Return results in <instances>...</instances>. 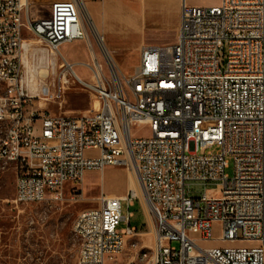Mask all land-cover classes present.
<instances>
[{
    "label": "built area",
    "instance_id": "obj_1",
    "mask_svg": "<svg viewBox=\"0 0 264 264\" xmlns=\"http://www.w3.org/2000/svg\"><path fill=\"white\" fill-rule=\"evenodd\" d=\"M49 1L48 13L31 19L29 0H0V159L14 164L12 202L60 199L65 189L74 200L87 171L125 166L136 171L155 222L152 245L142 243L130 264H264V0H180L175 41L142 46L134 72H121L104 55L106 75L93 56L83 64L88 82L63 59L52 86L32 96L23 77V30L55 56L63 44L88 39L80 0ZM148 49L157 58L143 64ZM160 59L176 66L168 84L153 76ZM70 79L98 99L96 110L27 108L35 97H61ZM134 126L148 134H134ZM191 185L203 190L191 192ZM135 197L128 190L102 194L77 213L76 264H105L140 234L129 224L132 212L121 214V202L132 206ZM121 220L126 226L118 229ZM216 241L253 245L200 244Z\"/></svg>",
    "mask_w": 264,
    "mask_h": 264
},
{
    "label": "rangeland",
    "instance_id": "obj_2",
    "mask_svg": "<svg viewBox=\"0 0 264 264\" xmlns=\"http://www.w3.org/2000/svg\"><path fill=\"white\" fill-rule=\"evenodd\" d=\"M49 2V0H29V17L34 19L46 15L49 11ZM217 2L218 0H188V4L201 6ZM82 17L85 21L84 26L88 39L63 44L59 48L62 51L60 53L62 57L58 53L57 56H48V52L52 51L47 45L26 29L23 30L22 37L25 39L22 43L25 71L23 77L30 95H40V88L43 85L52 86L53 78L62 68L63 59L68 63L73 62V64L71 63L73 69L85 81L91 82L92 78L90 72L82 66L86 63L92 64L93 56L101 62L104 73L108 75L104 64V52L92 32V24L84 7ZM93 29L95 28L93 27ZM98 37H100L99 34ZM155 39L171 44L176 39V30L171 28L168 33L157 35ZM99 43L102 44L100 41ZM69 54L70 58H68ZM107 54L110 56V63L121 72L130 74L135 71L138 64L136 54L118 55V65L111 54L108 52ZM57 82L58 80H55V84ZM3 88L4 83L0 82V92ZM52 93L55 95L56 91L54 90ZM27 108L77 115L84 111L96 110L98 99L87 88L70 79L61 97L53 98V101L35 97L29 101ZM132 131L138 135L148 134L147 129L143 127L134 126ZM3 132V129L0 128V137ZM211 150L215 151L216 147ZM225 172L228 175L232 174L230 159L229 167ZM15 177L14 164L0 159V264H76L78 240L73 234L72 226L77 213L82 209L95 207L97 197L102 194L124 195L127 192L126 188L128 189V178L133 179V187L135 190L137 188L136 197L133 199L132 206L127 207L125 201L121 202V214L125 216L128 212H132L129 224L136 227L140 234L128 238L123 250L114 258L107 259L105 264H130L136 260V252L142 243L148 246L152 245L154 218L146 207L136 171L131 168L106 166L102 171H87L80 186V197L72 200L69 192L65 189L60 199H47L34 204L16 205L12 202ZM136 182L138 186L134 184ZM211 186L207 185L206 187ZM190 190L191 192L202 191L203 187L191 185ZM124 226L126 223L121 220L117 228ZM218 236L219 228L215 225L213 237L217 238ZM135 243H137V247L132 246ZM200 244L201 246L253 245L248 242L226 244L218 241Z\"/></svg>",
    "mask_w": 264,
    "mask_h": 264
},
{
    "label": "crops",
    "instance_id": "obj_3",
    "mask_svg": "<svg viewBox=\"0 0 264 264\" xmlns=\"http://www.w3.org/2000/svg\"><path fill=\"white\" fill-rule=\"evenodd\" d=\"M80 1L92 24L94 36L99 34L104 49L111 54L117 65L118 55L136 54L139 60L142 46L169 44L155 38L168 33L171 28L176 31L178 28L180 0ZM49 55L55 54L48 52Z\"/></svg>",
    "mask_w": 264,
    "mask_h": 264
},
{
    "label": "bare ground",
    "instance_id": "obj_4",
    "mask_svg": "<svg viewBox=\"0 0 264 264\" xmlns=\"http://www.w3.org/2000/svg\"><path fill=\"white\" fill-rule=\"evenodd\" d=\"M95 37L97 40H99L98 36H95ZM99 44H100L102 51L104 52V55L110 61L111 59H110L109 55L107 54V52L104 50L102 44L101 43H99ZM156 58H157V50L156 49H148L145 51V54L143 55V64H151L153 60H156ZM175 75H176V66L173 63H167V59H160L159 65H153V76L158 78V82L161 84L170 83L171 80H173L175 78ZM236 166L245 167V160L243 158H236ZM132 180H133L132 178H131V180L128 178V181H127L128 189L127 190L133 191L136 194L135 191L137 190V188L135 187L136 190L134 189ZM134 184L136 186H138L137 182ZM146 207H147V203H146Z\"/></svg>",
    "mask_w": 264,
    "mask_h": 264
}]
</instances>
